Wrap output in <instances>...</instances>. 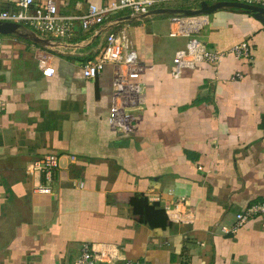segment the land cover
Here are the masks:
<instances>
[{"label": "crops", "instance_id": "1", "mask_svg": "<svg viewBox=\"0 0 264 264\" xmlns=\"http://www.w3.org/2000/svg\"><path fill=\"white\" fill-rule=\"evenodd\" d=\"M53 1L70 16L111 0ZM0 9L15 12L19 0H0ZM181 14L208 15L194 35L208 48L248 41L251 58L227 52L218 65L173 76L190 38L171 35ZM0 26V264H74L84 242L116 244L145 264H264L258 218L222 230L264 200V9L166 0L144 19L122 10L87 29L76 22L65 35L12 20ZM110 32L127 33L145 65L144 117L131 134L109 125L113 66L83 74ZM46 153L60 157L49 194L36 191L42 174L28 170ZM176 203L192 222L169 219Z\"/></svg>", "mask_w": 264, "mask_h": 264}, {"label": "built area", "instance_id": "2", "mask_svg": "<svg viewBox=\"0 0 264 264\" xmlns=\"http://www.w3.org/2000/svg\"><path fill=\"white\" fill-rule=\"evenodd\" d=\"M166 0H111L105 5L91 3L89 9L82 15H62L53 0L44 4H37L36 0H19L20 9L15 12L0 9V21L12 20L34 26L38 31L50 32L56 35H65L76 22L87 29L101 24L106 17L116 12L127 10L130 15L141 20L149 16L151 7ZM243 4L264 8V0H238ZM173 28L171 35L190 37L185 48L179 49L173 60L171 73L179 77L185 68H195L200 62L218 65L227 52L236 58L249 59L252 56V46L243 41L229 50L219 51L207 47L205 42L194 37L210 20L206 14H181L171 18ZM127 33H108L104 45L96 55L83 67L86 78H95L106 64L113 66V100L108 118L110 127L121 134H131L138 131L139 124L144 117L146 103V83L141 79L145 65L140 61L139 54L127 37ZM43 74L52 76L55 67L47 59L40 60ZM235 77H241L237 73ZM60 157L54 153H46L31 161L28 170L30 173H41L43 180L37 185L39 193H52L50 183L53 181V170L60 165ZM202 169V166H198ZM82 186L83 183L81 182ZM176 203L167 209L169 219L189 223L194 214L191 210L180 207ZM258 218L264 227V200L255 201L234 216L231 226H223L226 233L235 232L252 218ZM74 264H145L123 255L121 248L113 243L84 242Z\"/></svg>", "mask_w": 264, "mask_h": 264}, {"label": "water", "instance_id": "3", "mask_svg": "<svg viewBox=\"0 0 264 264\" xmlns=\"http://www.w3.org/2000/svg\"><path fill=\"white\" fill-rule=\"evenodd\" d=\"M248 6V5H247ZM250 6V5H249ZM260 9H264V8H262V7H259ZM2 27L0 26V29H1Z\"/></svg>", "mask_w": 264, "mask_h": 264}]
</instances>
